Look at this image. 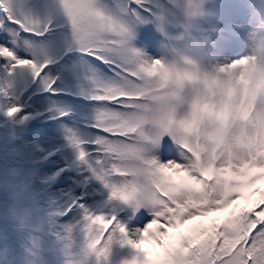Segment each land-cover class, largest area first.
<instances>
[{
    "label": "snow or ice",
    "instance_id": "6c2138e0",
    "mask_svg": "<svg viewBox=\"0 0 264 264\" xmlns=\"http://www.w3.org/2000/svg\"><path fill=\"white\" fill-rule=\"evenodd\" d=\"M151 3L50 0L39 13L33 0H0V114L14 128L56 120L64 140L25 151L26 198L0 165V182L13 177L0 187V241L24 253L2 247L10 257L0 264H43L44 252L55 264H103L111 241L132 249L124 264H264V35L253 32L252 53L224 64L152 58L131 44L138 26L161 18ZM184 7L201 14L199 0ZM61 147L106 200L93 206L59 187L69 165H44L60 163ZM121 203L153 219L126 232ZM26 207L34 219L20 231L9 208Z\"/></svg>",
    "mask_w": 264,
    "mask_h": 264
},
{
    "label": "rangeland",
    "instance_id": "374dc122",
    "mask_svg": "<svg viewBox=\"0 0 264 264\" xmlns=\"http://www.w3.org/2000/svg\"><path fill=\"white\" fill-rule=\"evenodd\" d=\"M155 1L164 4L163 0ZM177 2L182 6L185 4V0H177ZM199 2L201 14L195 16L196 18L191 20V28L174 41L173 49L180 46H193L196 47L198 55L201 53L198 46L202 43H207L202 46V48H205L207 54L211 57L208 63L224 64L231 61L226 60L225 55L223 54V49L226 45L235 47L240 44H244L246 43L245 37L250 38V35L253 32L264 35V0H247V8L244 9H240L238 6H233L237 4L235 0H199ZM49 3L50 0H33L34 8L39 13H43L45 6ZM163 7L164 9L167 8L166 6ZM202 7L205 8L202 9ZM182 10L184 11V9ZM243 11L247 12V14L242 13ZM165 19H169L168 14H166ZM0 21L6 22V17H4L3 12H0ZM202 28L207 29L208 33H206V35L203 33ZM176 31L179 32V30ZM195 32H197L198 36H200L204 41L198 40L194 35ZM225 32L230 35L226 36ZM146 33H149L154 37H169V35L164 32L162 27L161 30H157L154 27H147L145 24L140 25L135 29V36L131 41V44L136 45L135 47L141 50L145 55L159 59V53H156L155 55L154 53L156 50H160V48L167 43H163V45L160 46V44L154 40L146 38L148 37ZM0 35H3V33H0ZM184 39H186V42H184ZM252 47L253 43L248 47V55L252 53ZM20 55H23V52H21ZM174 55L175 54L167 55L165 59L171 60ZM197 58H204V56ZM35 99L36 97H33V100ZM69 101L78 112L83 111L79 105L86 102L76 101L73 98H69ZM37 107H39V105H37ZM64 123L72 124V121L65 119ZM38 125L42 126L36 129ZM22 128H24V130ZM0 138H2L4 149H6V154L4 149H0V165L7 163L8 166L23 164V155L29 148L39 146L48 150L64 145L58 121L34 119L22 127L14 128L10 120L2 114H0ZM165 139L172 144V141L168 137H165ZM172 146L173 149H176L175 144ZM53 159L59 161L60 163L45 164L44 167H50L53 171H55L57 167H63L64 164L69 165L66 173L64 174L67 178L59 184L60 188L72 191L77 196L83 195L84 200L86 202H91L93 206L106 200V190L103 189L97 181L93 179H83L82 174L77 170L74 156L69 149L61 147V151L58 152ZM161 159H163V157H161ZM117 209V219L123 224L126 232L142 229L153 219L150 208L145 206H140L133 211L130 205L121 203L117 206ZM223 215L224 214L222 213L212 214L208 217L201 218L198 221L182 226L180 231H185L198 224L206 226L214 220L221 219ZM9 246L15 249V252L19 255V259L22 261L24 256L22 249L14 243L9 245L0 241V248ZM145 247H148V245H145ZM131 255L132 249L127 245H122L117 241H111L108 245L105 256L102 258L103 264H124V262L128 260Z\"/></svg>",
    "mask_w": 264,
    "mask_h": 264
},
{
    "label": "clouds",
    "instance_id": "9594fccd",
    "mask_svg": "<svg viewBox=\"0 0 264 264\" xmlns=\"http://www.w3.org/2000/svg\"><path fill=\"white\" fill-rule=\"evenodd\" d=\"M198 61H201L205 64L207 63L206 58H194ZM9 172L14 173V178L17 181H21L20 184V195L17 197L19 198H26L28 189L30 188V184L26 181H23V168L22 165H12L9 166ZM13 177L9 176L5 181L0 182V187L5 188H12L13 184L11 183ZM9 216L13 219L14 223L16 224L17 228L20 231H23L25 228L29 227L34 219V210L31 208L26 207L23 213L17 208H9ZM10 253L3 252L0 253V258H9Z\"/></svg>",
    "mask_w": 264,
    "mask_h": 264
},
{
    "label": "bare ground",
    "instance_id": "6f19581e",
    "mask_svg": "<svg viewBox=\"0 0 264 264\" xmlns=\"http://www.w3.org/2000/svg\"><path fill=\"white\" fill-rule=\"evenodd\" d=\"M208 63V62H207ZM17 251V250H16ZM16 255L19 257L18 253H16ZM41 260L43 262V264H55L54 262V258L51 257L49 254H47L46 252H44L42 254Z\"/></svg>",
    "mask_w": 264,
    "mask_h": 264
},
{
    "label": "trees",
    "instance_id": "16d2710c",
    "mask_svg": "<svg viewBox=\"0 0 264 264\" xmlns=\"http://www.w3.org/2000/svg\"><path fill=\"white\" fill-rule=\"evenodd\" d=\"M23 130H24V128H22ZM16 133H17V131H16ZM26 136V135H25Z\"/></svg>",
    "mask_w": 264,
    "mask_h": 264
}]
</instances>
